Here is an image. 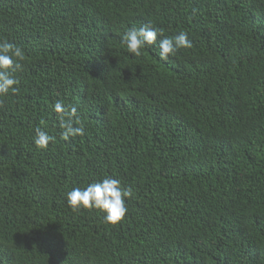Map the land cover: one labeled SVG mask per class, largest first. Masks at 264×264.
<instances>
[{"label":"trees","instance_id":"trees-1","mask_svg":"<svg viewBox=\"0 0 264 264\" xmlns=\"http://www.w3.org/2000/svg\"><path fill=\"white\" fill-rule=\"evenodd\" d=\"M145 25L164 36L137 57ZM5 41L26 59L0 97V264H264V0H0ZM108 177L132 191L115 226L68 203Z\"/></svg>","mask_w":264,"mask_h":264},{"label":"clouds","instance_id":"clouds-1","mask_svg":"<svg viewBox=\"0 0 264 264\" xmlns=\"http://www.w3.org/2000/svg\"><path fill=\"white\" fill-rule=\"evenodd\" d=\"M164 36L163 29H155L150 25L129 29L122 37L123 43L130 53L139 57L146 46L156 44L159 37ZM193 47L187 32H181L172 38H164L160 41V55L163 60L175 56L181 49ZM26 59L23 48L19 45L3 42L0 43V97L6 96L10 91L18 94L15 87L18 81L15 73L23 70V61ZM0 100V107L3 106ZM55 112L59 116L60 127L63 130L62 138L66 141L85 134L83 120L78 117V110L69 106L66 108L62 101L54 105ZM44 121H41L43 124ZM76 125H80L77 127ZM35 144L40 149H47L55 140L42 127H36ZM131 189L125 190L119 179L108 177L102 182L92 183L85 189L76 187L68 194V203L74 212L81 209L91 211L93 209L105 213L106 223L113 226L120 224L125 219L128 207L126 198H131Z\"/></svg>","mask_w":264,"mask_h":264}]
</instances>
